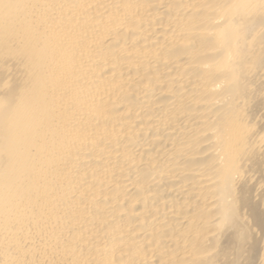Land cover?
Returning a JSON list of instances; mask_svg holds the SVG:
<instances>
[{"label":"bare ground","instance_id":"6f19581e","mask_svg":"<svg viewBox=\"0 0 264 264\" xmlns=\"http://www.w3.org/2000/svg\"><path fill=\"white\" fill-rule=\"evenodd\" d=\"M0 264H264V0H0Z\"/></svg>","mask_w":264,"mask_h":264}]
</instances>
